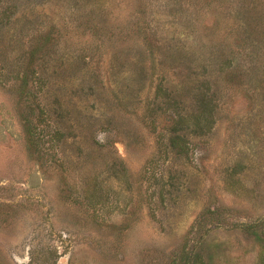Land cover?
Segmentation results:
<instances>
[{
  "label": "rangeland",
  "instance_id": "1",
  "mask_svg": "<svg viewBox=\"0 0 264 264\" xmlns=\"http://www.w3.org/2000/svg\"><path fill=\"white\" fill-rule=\"evenodd\" d=\"M259 2L249 30L234 18L241 0H0V264H264ZM101 10L92 63L61 65L60 45L18 101L29 36L53 22L66 34L78 14ZM139 24L162 46L152 55ZM212 44L219 58L202 48ZM112 92L126 105L108 121ZM175 100L187 154L169 145ZM21 108L60 131L41 157L27 148Z\"/></svg>",
  "mask_w": 264,
  "mask_h": 264
},
{
  "label": "trees",
  "instance_id": "2",
  "mask_svg": "<svg viewBox=\"0 0 264 264\" xmlns=\"http://www.w3.org/2000/svg\"><path fill=\"white\" fill-rule=\"evenodd\" d=\"M211 1V0H209ZM240 1V0H238ZM264 2V0H261ZM67 4L69 7H73L72 5V0H66ZM259 0H241L240 5L237 7L235 10L234 18L241 20L243 23H245V28L246 29H251L253 26H256L261 17V13L258 12L259 9H256L255 7L258 6ZM206 5V4H205ZM106 11L102 12H90L89 14L84 15L83 17L78 14V17L76 18V23L70 25L71 27H67L68 32L64 34V31L61 30L60 27H58L54 22L51 23L45 31H39L36 35H30L28 39V45L27 49L24 50V57H22V60L20 63L17 65L19 67V72L21 71L22 74L18 73L16 74V77L20 80L18 85L20 88V95L18 96V101L20 100V97L22 95L25 96L29 93L28 91V85L31 83V76H34L35 74H39V69H44L42 64H48L52 61V58L55 56V52L57 48L62 45L61 48L66 47V56L61 59V65L66 64L69 61H73L80 66V69L75 70V71H81L82 68H84L85 64L92 63L90 62V59L93 58V50L91 49L94 45L93 42L98 44L96 46L97 48H101L100 45L97 41L92 40V38H96L98 40L102 39L101 33L97 30L99 28V21L96 19V15H101L102 19L105 16ZM107 14V13H106ZM142 19V18H141ZM139 24L138 29L135 28L134 33H137V39L140 41V44H142L146 52L150 55L156 50L162 48L161 44L156 43L155 40H153L151 37H146L145 35H141L140 29H143V26ZM131 29L129 30V32ZM122 33V30L120 31ZM63 36H65L63 40ZM244 43H248L250 36L247 37L246 35L242 36ZM249 38V39H248ZM258 40L260 38H257ZM90 45V47H88ZM256 46V44H255ZM175 47V44H174ZM75 48H77L76 51H73ZM206 52L211 53L214 49L213 54L215 55V59L219 58L220 54L222 53L221 50H218V47L215 44H212V47H202ZM71 51V52H70ZM81 52L80 54H76V52ZM70 53V54H69ZM231 53V52H230ZM62 58V57H61ZM228 58L226 62H223L220 64L219 63V69L221 70L220 72H223V74H230L232 73V69L235 66L234 63V54L231 53V57H226ZM12 61V60H10ZM82 63V66L80 63ZM67 64H74V63H67ZM224 64V68L223 65ZM63 71L59 72V75H67L71 76L70 74L73 75L71 72H67V69L61 68ZM83 70V69H82ZM69 73V75H68ZM77 74V73H76ZM89 88L94 91H101L98 90L97 86L99 81H97L96 77L94 74H89ZM3 79V81H7L8 77ZM42 78V77H41ZM39 80V79H38ZM47 80L40 79V82L46 86L47 85ZM100 84V83H99ZM103 84V83H101ZM104 85V84H103ZM105 87V86H104ZM203 94V93H202ZM200 94L199 96L196 97V100L200 105H207V101L205 98V94ZM112 97L107 100L110 105L111 103L113 104V111H109L111 106L109 105L108 107H104L105 109L107 108V111L105 112V118H107L108 121L114 116V111L118 107L120 109L121 107L125 106V102H122V99L119 98L116 92L111 93ZM110 95V96H111ZM249 97V95L247 96ZM23 101V100H21ZM25 101V99H24ZM32 105V104H31ZM27 106V108H31L32 106ZM35 105V104H34ZM33 105V106H34ZM39 107V105H37ZM171 108L173 111H170L172 113V121L170 123V136H169V145L174 148H179L180 151L184 152L187 154V143L184 140V137L179 134V131L183 130L185 126H187L182 119V114L180 111H178V104L176 103V100L172 103ZM32 112V109H30ZM29 110V111H30ZM153 110V109H152ZM26 109L24 110L21 108L19 109L18 114L20 116V121L22 123V128L26 136V141H27V148L30 153L34 155H40V157L46 152L45 147L43 146L45 143V140H50L51 138H55L56 134H59L60 131L58 129H54L51 132H45L43 128H39V124L33 122L30 118H28V115H24ZM27 111V112H29ZM154 111V110H153ZM108 114V115H107ZM174 117V119H173ZM154 122V121H153ZM155 123V122H154ZM184 125V126H183ZM154 128L156 130V123L154 124ZM255 237L258 239H261L255 231H251ZM200 259V258H199Z\"/></svg>",
  "mask_w": 264,
  "mask_h": 264
}]
</instances>
